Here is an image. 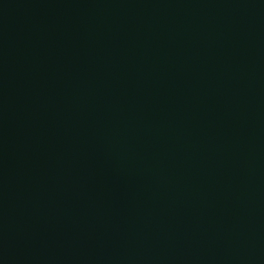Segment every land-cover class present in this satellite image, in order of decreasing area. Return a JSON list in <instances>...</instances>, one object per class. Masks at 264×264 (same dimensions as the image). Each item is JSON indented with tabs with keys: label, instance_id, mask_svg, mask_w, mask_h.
<instances>
[{
	"label": "water",
	"instance_id": "95a60500",
	"mask_svg": "<svg viewBox=\"0 0 264 264\" xmlns=\"http://www.w3.org/2000/svg\"><path fill=\"white\" fill-rule=\"evenodd\" d=\"M0 264H264V0H0Z\"/></svg>",
	"mask_w": 264,
	"mask_h": 264
}]
</instances>
